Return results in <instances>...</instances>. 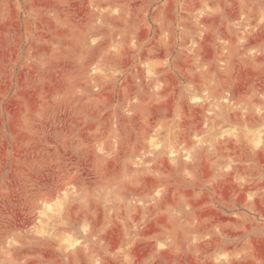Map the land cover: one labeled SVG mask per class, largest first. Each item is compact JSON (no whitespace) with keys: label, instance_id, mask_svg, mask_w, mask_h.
<instances>
[{"label":"rangeland","instance_id":"1","mask_svg":"<svg viewBox=\"0 0 264 264\" xmlns=\"http://www.w3.org/2000/svg\"><path fill=\"white\" fill-rule=\"evenodd\" d=\"M0 264H264V0H0Z\"/></svg>","mask_w":264,"mask_h":264}]
</instances>
